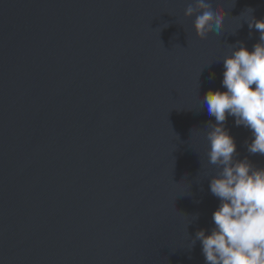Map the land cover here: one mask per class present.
Listing matches in <instances>:
<instances>
[{"label": "water", "instance_id": "1", "mask_svg": "<svg viewBox=\"0 0 264 264\" xmlns=\"http://www.w3.org/2000/svg\"><path fill=\"white\" fill-rule=\"evenodd\" d=\"M210 2L224 25L201 38L196 0H0V264H206L203 99L264 18V0Z\"/></svg>", "mask_w": 264, "mask_h": 264}, {"label": "clouds", "instance_id": "2", "mask_svg": "<svg viewBox=\"0 0 264 264\" xmlns=\"http://www.w3.org/2000/svg\"><path fill=\"white\" fill-rule=\"evenodd\" d=\"M197 9L196 34L206 38L209 32L219 33L226 10L210 0H196L185 15ZM248 26L259 32V41L251 49L241 44L224 58L223 90L209 89L203 99L215 118L207 133L209 163L221 169L210 182L220 201L212 214L214 227L197 233L206 264H264V167L236 158L235 137L224 123L233 116L237 126L251 131L248 152L264 155V18L250 16Z\"/></svg>", "mask_w": 264, "mask_h": 264}]
</instances>
